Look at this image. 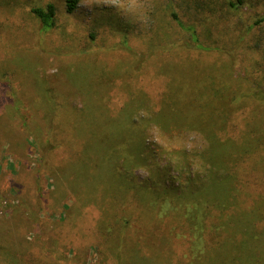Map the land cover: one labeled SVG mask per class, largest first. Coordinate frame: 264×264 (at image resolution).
Instances as JSON below:
<instances>
[{"label":"trees","instance_id":"obj_1","mask_svg":"<svg viewBox=\"0 0 264 264\" xmlns=\"http://www.w3.org/2000/svg\"><path fill=\"white\" fill-rule=\"evenodd\" d=\"M77 1L68 0L70 11ZM228 3L237 8L247 0ZM31 11L43 30L56 26L54 3ZM170 14L189 38L164 49L183 46L228 58L220 64L199 59L200 67L182 71L188 81L167 74L156 98L138 87L144 52L115 64L99 58L68 77L64 92L80 95L81 106L69 104L63 93L58 99L49 87L44 126L33 127L18 113L27 143L51 169V150H76L51 176L60 190H69L77 213L95 207L98 251L115 264H264V16L255 23L257 31L250 26L236 41L250 36L249 47L260 54L241 63L237 44L230 49L208 43L196 25L174 9ZM120 44L135 54L128 35ZM143 109L149 119L134 121ZM150 123L165 133L196 132L206 141L170 153L176 162L169 161L168 168L186 171V181L177 187L167 186L166 173L158 169L156 178L146 181L133 174L149 162L143 139ZM7 133L0 129V138ZM14 242L0 237V264H29L23 239Z\"/></svg>","mask_w":264,"mask_h":264},{"label":"rangeland","instance_id":"obj_2","mask_svg":"<svg viewBox=\"0 0 264 264\" xmlns=\"http://www.w3.org/2000/svg\"><path fill=\"white\" fill-rule=\"evenodd\" d=\"M228 1L146 0L149 20L146 25H139L127 22L114 7L92 0H78L72 11L68 0H0V129H8L0 138V237L5 235L13 242L23 239L26 263L115 261L111 255L98 251L100 239L93 233L98 213L95 207L91 204L77 213L69 190L67 194L60 190L51 176L56 173L54 169L75 156L76 150L64 146L51 150L47 158L52 169L40 163L38 150L27 143L18 113L33 127L44 126V111L49 107L44 89L49 87L58 99H62L63 93L69 104L81 106L80 95L72 97L64 92L68 77L99 58L115 64L135 61L144 52L138 87L155 98L165 88L167 74L186 77L188 74L182 71L200 67L199 59L220 64L227 55L163 46L173 41L185 43L189 38L172 18L171 9L185 23L196 25L206 42L230 49L250 26L256 31L260 25L264 28V22L255 25L264 16L263 1L247 0L237 8ZM49 2L57 7V20L56 26L46 31L31 9ZM124 15L135 20L131 12ZM125 35L135 54L120 44ZM250 42L247 35L237 44L236 56L242 59L241 63L260 56L249 47ZM115 103H121L120 98H115ZM142 116L149 119L150 114L143 109L138 116L134 115V121H141ZM143 142L149 162L133 169L134 176L138 181H146L154 178L158 169L166 173L165 184L169 187L186 181V171L179 173L176 168H168L172 161L170 153L181 147L206 144L196 132L165 133L151 123ZM189 162L186 164L190 165Z\"/></svg>","mask_w":264,"mask_h":264},{"label":"clouds","instance_id":"obj_3","mask_svg":"<svg viewBox=\"0 0 264 264\" xmlns=\"http://www.w3.org/2000/svg\"><path fill=\"white\" fill-rule=\"evenodd\" d=\"M92 3L114 7L119 15L132 24L146 25L149 20L146 0H92ZM125 12L133 13L135 20H128Z\"/></svg>","mask_w":264,"mask_h":264}]
</instances>
